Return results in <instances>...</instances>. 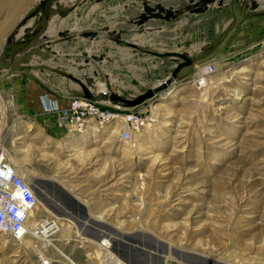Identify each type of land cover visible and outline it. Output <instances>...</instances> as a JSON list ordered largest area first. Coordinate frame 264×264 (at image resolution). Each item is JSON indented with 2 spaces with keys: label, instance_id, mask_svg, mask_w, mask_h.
<instances>
[{
  "label": "rangeland",
  "instance_id": "obj_1",
  "mask_svg": "<svg viewBox=\"0 0 264 264\" xmlns=\"http://www.w3.org/2000/svg\"><path fill=\"white\" fill-rule=\"evenodd\" d=\"M143 3L38 0L6 39L0 155L50 193L57 205L35 218L60 229L56 249L0 233V264H98L92 245L106 239L126 264H264V0H146L175 13L148 21ZM89 78L142 112L129 142L112 124L78 133L32 112L34 90L104 95ZM83 222L94 243L76 235Z\"/></svg>",
  "mask_w": 264,
  "mask_h": 264
},
{
  "label": "built area",
  "instance_id": "obj_2",
  "mask_svg": "<svg viewBox=\"0 0 264 264\" xmlns=\"http://www.w3.org/2000/svg\"><path fill=\"white\" fill-rule=\"evenodd\" d=\"M213 71L212 64H203L197 71L194 84L204 85ZM102 94L104 95L91 98L69 97L65 106L59 98L48 94L40 95L39 101L43 113L51 116L60 129L88 133L93 132L94 126L112 124L119 131L120 141L129 142L132 132L142 129L146 119L140 110L126 108L120 102L111 103L105 99L106 92L102 91ZM37 208L38 203L31 185L0 155V233L15 242H21L30 236L41 241L44 249L53 247L49 239L55 230L48 228L51 227L47 224L50 220H36ZM31 220L34 221L33 227L29 226ZM92 249L98 264H126L111 251V244L107 239L93 244ZM40 264L60 263L50 257H40Z\"/></svg>",
  "mask_w": 264,
  "mask_h": 264
},
{
  "label": "water",
  "instance_id": "obj_3",
  "mask_svg": "<svg viewBox=\"0 0 264 264\" xmlns=\"http://www.w3.org/2000/svg\"><path fill=\"white\" fill-rule=\"evenodd\" d=\"M35 0H0V13L4 11L2 20L0 21V52L2 50V47L10 35V33L13 31L15 26L18 24L19 20L21 17L24 15V13L28 10V8L33 4ZM143 7H144V12L147 14V17H144V21H148L149 19H154V18H162L161 14H164V19H175V13L172 11L171 8H166L161 4H157L154 7H150L147 5L146 0H143ZM189 3H193L196 0H187ZM211 0H202V2L207 3L210 2ZM94 32H86L83 33V37H93ZM178 56L188 64V59L186 56L178 54ZM169 84L168 82L165 83L166 86ZM163 88V87H162ZM36 185H39L36 183ZM31 188L33 189L34 193L36 194L38 201L40 205H42L45 208H50L49 204H51L53 201L50 199V193L41 187L40 190L33 185H31ZM55 202H53L54 204ZM55 205H57L55 203ZM62 216H67L72 218L67 212L62 210L61 213ZM101 236L97 238V241L101 240ZM167 251H163L162 255H165ZM176 259L179 260L180 262L184 264H197L195 263L193 258H189L188 256H180V255H175ZM163 264V262L161 263Z\"/></svg>",
  "mask_w": 264,
  "mask_h": 264
},
{
  "label": "bare ground",
  "instance_id": "obj_4",
  "mask_svg": "<svg viewBox=\"0 0 264 264\" xmlns=\"http://www.w3.org/2000/svg\"><path fill=\"white\" fill-rule=\"evenodd\" d=\"M36 1H38V0H35L34 2H36ZM33 2V3H34ZM3 13H4V11H2L1 13H0V21L2 20V17H3ZM87 82H88V84L90 85V87H94V86H96V88L98 89V90H104V85L103 84H95V82L92 80V79H87ZM204 86V85H203ZM5 109V108H4ZM0 113L2 114V115H4V110H3V108L0 106ZM1 117V116H0ZM4 116H3V119H2V126H0L1 128H3V126H4ZM4 123V124H3ZM1 132V131H0ZM2 158H6V155H4V152L2 153ZM15 168H16V170L18 171V173L20 174V175H22V177L24 178V175L20 172V170L18 169V167L16 166V165H14V163L12 164ZM25 179V178H24ZM28 183H29V181L27 180V179H25ZM30 184V183H29ZM31 185V184H30ZM35 198H36V201H37V203H38V209H39V207H42V205H40V203H39V201L37 200V196H36V194H35ZM65 217H67V216H65ZM70 218V217H69ZM55 219V218H54ZM54 219L53 220H50V221H48L47 222V224L49 225V226H51V227H48V228H50V229H54L55 231H54V233L52 234V235H54V234H57L58 232H59V225H57V223L54 221ZM47 220V219H46ZM68 220V219H67ZM86 222H83V223H81V225L80 226H78L77 224H72L73 226H74V228L76 229V235L78 236V237H80V238H82L83 239V241L84 242H87L88 244L89 243H94V242H92V241H90V240H88V239H85L84 238V231L82 230L83 229V226H86L87 224H85ZM30 227H33L34 226V221H32V223L29 225ZM29 234H31V233H29ZM52 235H51V237H52ZM25 238H29L30 239V236H27V237H25ZM23 239V242H25V243H28L29 242V240L27 239ZM50 241L51 240H54V238H50L49 239ZM56 249V248H55ZM167 255H164L163 256V258L166 260V259H169V258H172V256H171V253L170 252H168V253H166ZM61 256L67 261V264H70V259L67 257V256H65L63 253H61ZM182 263V262H181ZM73 264V263H72ZM182 264H184V263H182Z\"/></svg>",
  "mask_w": 264,
  "mask_h": 264
},
{
  "label": "crops",
  "instance_id": "obj_5",
  "mask_svg": "<svg viewBox=\"0 0 264 264\" xmlns=\"http://www.w3.org/2000/svg\"><path fill=\"white\" fill-rule=\"evenodd\" d=\"M42 94H48V95L51 96V97H57V96H55V95H53V94H50V93H48V92L34 90V91L32 92L31 109H32V112H33V113H37V114H39V115L44 114L43 111H42V108H41L40 101H39V97H40V95H42ZM57 98L60 99L62 105H64V106L67 105V99H68V97H66V98H60V97H57ZM44 115H45V114H44ZM47 116L50 117V118H52V117L49 116V115H47ZM32 242H33V241H32Z\"/></svg>",
  "mask_w": 264,
  "mask_h": 264
}]
</instances>
